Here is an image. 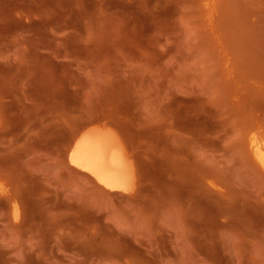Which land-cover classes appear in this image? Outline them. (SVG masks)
I'll list each match as a JSON object with an SVG mask.
<instances>
[{
	"label": "rangeland",
	"instance_id": "rangeland-1",
	"mask_svg": "<svg viewBox=\"0 0 264 264\" xmlns=\"http://www.w3.org/2000/svg\"><path fill=\"white\" fill-rule=\"evenodd\" d=\"M263 142L264 0H0V264H264Z\"/></svg>",
	"mask_w": 264,
	"mask_h": 264
},
{
	"label": "bare ground",
	"instance_id": "bare-ground-1",
	"mask_svg": "<svg viewBox=\"0 0 264 264\" xmlns=\"http://www.w3.org/2000/svg\"><path fill=\"white\" fill-rule=\"evenodd\" d=\"M253 140L256 142L255 138ZM255 146L253 151L259 154L258 160L264 167V147ZM128 151L115 128L105 123L91 124L77 137L69 153V161L91 174L105 189L130 194L137 186L138 173Z\"/></svg>",
	"mask_w": 264,
	"mask_h": 264
}]
</instances>
